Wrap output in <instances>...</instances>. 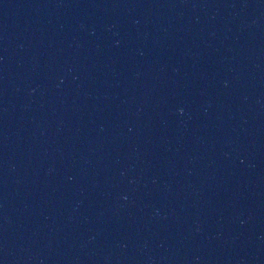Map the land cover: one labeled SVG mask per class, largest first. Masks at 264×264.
Here are the masks:
<instances>
[{"label":"water","instance_id":"obj_1","mask_svg":"<svg viewBox=\"0 0 264 264\" xmlns=\"http://www.w3.org/2000/svg\"><path fill=\"white\" fill-rule=\"evenodd\" d=\"M0 264H264V0H0Z\"/></svg>","mask_w":264,"mask_h":264}]
</instances>
